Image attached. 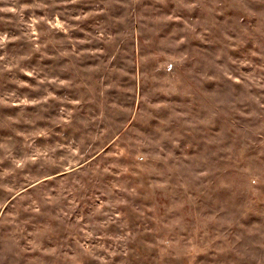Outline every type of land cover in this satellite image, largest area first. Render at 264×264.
<instances>
[{
    "label": "rangeland",
    "instance_id": "374dc122",
    "mask_svg": "<svg viewBox=\"0 0 264 264\" xmlns=\"http://www.w3.org/2000/svg\"><path fill=\"white\" fill-rule=\"evenodd\" d=\"M0 8V264H264V0Z\"/></svg>",
    "mask_w": 264,
    "mask_h": 264
},
{
    "label": "clouds",
    "instance_id": "9594fccd",
    "mask_svg": "<svg viewBox=\"0 0 264 264\" xmlns=\"http://www.w3.org/2000/svg\"><path fill=\"white\" fill-rule=\"evenodd\" d=\"M70 2L75 3L76 0H70ZM24 7L27 8L28 6L25 5ZM42 7H43V5H42ZM3 11L16 12L17 10L15 8H7V9L0 8V12H3ZM77 19H79V17H77ZM36 22H37L36 20H33L32 23L35 24ZM57 25L60 26L59 21H57ZM3 39L4 38L0 37V40H3ZM28 75H31V73H28ZM24 103H29V102L27 100H25ZM253 183H255V181H253Z\"/></svg>",
    "mask_w": 264,
    "mask_h": 264
}]
</instances>
